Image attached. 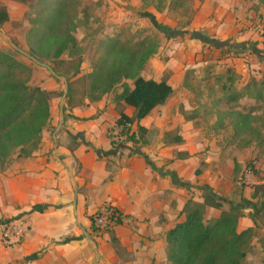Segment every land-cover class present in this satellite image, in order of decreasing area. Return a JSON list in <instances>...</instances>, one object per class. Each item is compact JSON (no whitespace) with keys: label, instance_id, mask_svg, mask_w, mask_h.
<instances>
[{"label":"crops","instance_id":"crops-1","mask_svg":"<svg viewBox=\"0 0 264 264\" xmlns=\"http://www.w3.org/2000/svg\"><path fill=\"white\" fill-rule=\"evenodd\" d=\"M260 1L191 0L186 29L220 39L224 47L234 42V49L243 52L250 40L260 44L264 39ZM0 7L9 14L1 30L25 21L26 4L0 0ZM195 41L162 40L141 73L174 91L163 106L132 125V131L138 126L147 131L143 147L114 148L108 136L120 132L116 123L122 114L130 119L137 114L122 100V85L81 107L61 102L57 112L56 101L50 103L51 127L43 131L38 149L30 157L15 155L0 170V264H170L167 233L185 221L189 200L204 203L203 188L225 201L222 209H206L207 220L241 199L249 204L264 200L253 199L256 187L264 185V152L255 144L239 151L230 127L216 133V117L205 115L216 108L200 107L185 86L189 70L212 62L198 59L203 50ZM225 63L234 68L237 61ZM126 84L134 89L133 82ZM252 159L256 176L247 172ZM249 204L239 231L256 229L264 214V208L258 211L255 224ZM105 205L118 210L123 222L99 236L92 217ZM15 225L23 228L21 238L11 231ZM4 237L11 242H3Z\"/></svg>","mask_w":264,"mask_h":264},{"label":"trees","instance_id":"trees-1","mask_svg":"<svg viewBox=\"0 0 264 264\" xmlns=\"http://www.w3.org/2000/svg\"><path fill=\"white\" fill-rule=\"evenodd\" d=\"M24 4L35 3L39 6L36 20L28 33V44L31 56L39 63L49 61L61 64V58L68 53L69 57H78L73 66V76L79 75L82 64L81 47L75 37L79 28L80 16L87 12L80 10V0H14ZM146 1V0H145ZM186 2L176 4L184 7ZM149 18V17H148ZM149 19L154 21L150 16ZM9 22L6 7H0V29ZM168 38L171 35L166 32ZM205 42V41H204ZM207 43V42H205ZM212 44V42H208ZM102 56L95 65L94 71L87 77L89 80V95L96 102L113 92L118 86L124 87L122 100L126 105L136 109L135 119L121 115L116 125L119 133L109 132L114 148L120 144H132L143 147L147 144V131L138 126L132 131V125L140 123L155 108L163 106L173 95V89L165 81L155 82L145 80L141 73L146 64L153 58L159 48L157 38L145 37L134 41L133 35L127 41L107 39L102 43ZM31 74L30 68L17 60L13 55L0 51V166L2 170L18 154L19 158L30 157L39 147L43 131L51 121L50 103L55 92H47L38 87L28 85ZM232 74L231 70L227 75ZM216 83L223 79L216 77ZM68 81L66 98L70 101L71 83ZM131 81L134 89L130 90L126 82ZM229 86L223 84L221 90L225 92L224 101L215 105L216 112L205 114L216 117L214 131L216 133L231 128L234 140H240L243 147L253 143L264 146L262 130L264 129V111L258 114L259 108L249 112L237 109L238 104L246 96H252L257 102H264V81H252L242 91L233 88L234 80L230 78ZM256 90L252 91L251 89ZM226 104V110H220L219 104ZM72 107V106H71ZM215 108V107H214ZM225 123H228L227 126ZM174 141H181L179 138ZM255 161L247 164V172L256 176ZM255 166V167H254ZM204 192V203L189 200L185 206L186 219L175 226L166 236L168 261L170 264H244L248 249L255 237V229L249 228L239 231L240 220L246 200L241 199L238 206H230L217 219L207 220L206 209H222L225 201L214 195L209 187ZM253 199L264 198V185L256 187ZM257 203V202H256ZM256 203L249 204L254 210L252 216L256 224L259 210ZM109 206V205H108ZM114 208V207H113ZM115 209V208H114ZM116 210V209H115ZM118 211V210H116ZM119 212V211H118ZM121 219V218H120ZM119 219V224L122 221ZM95 215L92 217V228L95 227ZM98 235V234H97Z\"/></svg>","mask_w":264,"mask_h":264},{"label":"rangeland","instance_id":"rangeland-1","mask_svg":"<svg viewBox=\"0 0 264 264\" xmlns=\"http://www.w3.org/2000/svg\"><path fill=\"white\" fill-rule=\"evenodd\" d=\"M124 1L128 3L126 9L114 5L110 0H80L82 3L80 10H87V15L83 13L80 16L79 28L75 33V37L81 47L80 56L83 59L79 75L77 76H73V66L78 58L77 56L69 57L68 53H66L61 58L63 62L59 65L49 61L41 64L36 59V62L31 61L17 51V49L22 50L31 56L28 33L40 9L35 3L26 4L27 11L23 23H14L6 29H0V51L13 55L30 68L31 74L29 78L25 77L28 79L29 86L61 95L51 100V103L56 101L57 112L61 102H65L68 108L71 106H84L86 101L94 103L89 95V80L87 77L94 71L96 63L102 56V43L106 42L107 39H119L124 42L132 35L134 41L142 40L145 37L157 38L160 42V47L162 46V40L169 41L172 38L180 42L179 44L186 41H195L196 39L207 42L202 45L203 43L200 44V41L196 40L197 44L202 45L201 48L203 50L202 56L198 52V59L212 60V62L205 63L207 65L195 70H189L186 73L185 80L186 88L195 96V102L200 107L216 108L215 104L218 101H224L225 92L221 90V86L223 84L229 86L231 84L228 81L230 78L234 80L233 88L237 91H242L253 80L257 82L264 81V36L260 44L250 40L245 45L244 51L239 52L234 49V42L229 43L231 47H224L226 44L220 39L208 35L202 38L200 32H191L186 29L192 18L189 6L191 0ZM182 1L186 2L184 7H177L176 4ZM260 4L264 10V0L260 1ZM150 16L154 18V21L149 19ZM260 19L259 26L262 28L264 19L262 16ZM251 27L254 26L252 25ZM166 32L169 36L171 35V38L165 35ZM208 42H212V44ZM219 45L223 47H219ZM218 59L220 60L218 61ZM229 60L237 61L234 68H227L229 64L225 62ZM228 70H231L232 74L227 75ZM243 75L246 76L245 79ZM216 77L222 78L223 82L217 84ZM67 80L71 83L72 88L70 101L66 98ZM251 90L254 91L256 89L252 87ZM202 96H205V98H202ZM218 107L227 108L224 102L219 104ZM234 107L243 109L245 112L259 108L258 112H263L264 102H257L251 96V98H243L238 104H234ZM48 127L51 126L48 125ZM262 136L264 138V129L262 130ZM233 143L241 151L243 143L240 140H234ZM253 144L257 145L256 143ZM253 144L249 147H254ZM258 147L264 152V146ZM261 158L264 159L263 156ZM250 161L254 162L253 159ZM238 168L239 165L236 164L235 169L238 170ZM0 170H2L1 166ZM256 206L257 209H260V207L264 208V200L258 201ZM258 222L259 226H256L255 237L247 251L248 254L244 264H264V214L258 218Z\"/></svg>","mask_w":264,"mask_h":264},{"label":"built area","instance_id":"built-area-1","mask_svg":"<svg viewBox=\"0 0 264 264\" xmlns=\"http://www.w3.org/2000/svg\"><path fill=\"white\" fill-rule=\"evenodd\" d=\"M95 227L98 229L99 236L109 233L112 229L117 227L119 219L123 222V216L120 212L116 211L112 206L105 205L100 208L95 214ZM11 231L19 238L23 235V228L20 225H15ZM3 242H11L10 238L4 237Z\"/></svg>","mask_w":264,"mask_h":264},{"label":"water","instance_id":"water-1","mask_svg":"<svg viewBox=\"0 0 264 264\" xmlns=\"http://www.w3.org/2000/svg\"><path fill=\"white\" fill-rule=\"evenodd\" d=\"M110 1H111L114 5H116V6L120 7V8H124V9H126V8L128 7V3H127L126 1H124V0H110ZM203 41H204V40H203ZM17 51H18L21 55H23V56L27 57L28 59H30L31 61L36 62L35 58H33V57L30 56L29 54L25 53L24 51L19 50V49H17Z\"/></svg>","mask_w":264,"mask_h":264}]
</instances>
